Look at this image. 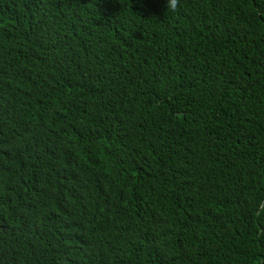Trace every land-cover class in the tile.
Wrapping results in <instances>:
<instances>
[{
    "label": "trees",
    "instance_id": "obj_1",
    "mask_svg": "<svg viewBox=\"0 0 264 264\" xmlns=\"http://www.w3.org/2000/svg\"><path fill=\"white\" fill-rule=\"evenodd\" d=\"M0 264H264V0H0Z\"/></svg>",
    "mask_w": 264,
    "mask_h": 264
},
{
    "label": "clouds",
    "instance_id": "obj_2",
    "mask_svg": "<svg viewBox=\"0 0 264 264\" xmlns=\"http://www.w3.org/2000/svg\"><path fill=\"white\" fill-rule=\"evenodd\" d=\"M179 5V0H167V8L171 11L177 10Z\"/></svg>",
    "mask_w": 264,
    "mask_h": 264
}]
</instances>
